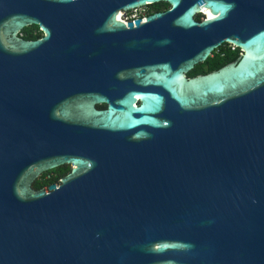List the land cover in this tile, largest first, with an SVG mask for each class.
I'll list each match as a JSON object with an SVG mask.
<instances>
[{
  "label": "water",
  "instance_id": "water-1",
  "mask_svg": "<svg viewBox=\"0 0 264 264\" xmlns=\"http://www.w3.org/2000/svg\"><path fill=\"white\" fill-rule=\"evenodd\" d=\"M0 264H264V0H0Z\"/></svg>",
  "mask_w": 264,
  "mask_h": 264
},
{
  "label": "trees",
  "instance_id": "trees-1",
  "mask_svg": "<svg viewBox=\"0 0 264 264\" xmlns=\"http://www.w3.org/2000/svg\"><path fill=\"white\" fill-rule=\"evenodd\" d=\"M148 7L157 10L167 9L169 7V4L163 1L150 4L148 5ZM201 16L202 15L199 14L197 17L201 18ZM35 37L37 36H33V38ZM240 52L241 50L238 47L233 49L228 43H224L219 48L215 49L205 61L196 64L195 67L190 72H188V75L195 76L197 74H205L212 70L218 69L221 66L237 59ZM70 169V165H61L57 168L47 170L43 172L39 178H37V180L34 182V186L36 188L47 187L53 182H58L64 174L70 171Z\"/></svg>",
  "mask_w": 264,
  "mask_h": 264
},
{
  "label": "flooded vegetation",
  "instance_id": "flooded-vegetation-1",
  "mask_svg": "<svg viewBox=\"0 0 264 264\" xmlns=\"http://www.w3.org/2000/svg\"><path fill=\"white\" fill-rule=\"evenodd\" d=\"M161 2H163V1H161ZM168 3V2H167ZM169 4V3H168ZM148 5H150V4H148ZM148 5H146V6H143V7H138V8H134V9H131V10H121L120 12H119V17L121 18V19H123L122 17H121V12H123V11H125L126 12V14H127V19L126 20H124L126 23L127 22H129V21H135L136 19H141V23L142 24H144V23H146L147 22V18H148V16L149 15H151V14H153V13H155V12H158V11H164V10H166V9H159V10H157V9H151V8H149L148 7ZM169 8V7H168ZM199 15V14H198ZM197 15V16H198ZM201 18H198V19H202V17H206L207 15L204 13V14H202L201 13ZM150 26V24H144V25H142V27L141 28H145V27H149ZM26 28V29H25ZM25 29V30H24ZM20 35H21V37H23L24 39H37V38H40V37H42L43 35H44V32H43V30L40 28V26L39 25H37V24H32V25H29V26H26V27H24L22 30H21V32H20ZM33 36H37V37H35V38H33ZM101 107H106V104H102L101 105ZM65 175V174H64ZM63 175V176H64ZM59 182V181H58Z\"/></svg>",
  "mask_w": 264,
  "mask_h": 264
},
{
  "label": "built area",
  "instance_id": "built-area-1",
  "mask_svg": "<svg viewBox=\"0 0 264 264\" xmlns=\"http://www.w3.org/2000/svg\"><path fill=\"white\" fill-rule=\"evenodd\" d=\"M121 17H122L124 20L127 19V14H126L125 11L121 12ZM228 44H229V45L231 46V48H233V49L237 47L235 44H232V43H228Z\"/></svg>",
  "mask_w": 264,
  "mask_h": 264
}]
</instances>
